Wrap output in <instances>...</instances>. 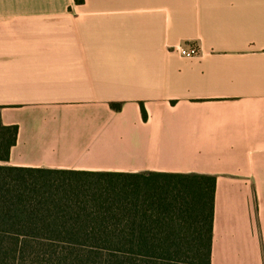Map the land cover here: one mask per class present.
I'll use <instances>...</instances> for the list:
<instances>
[{
  "label": "crops",
  "instance_id": "1",
  "mask_svg": "<svg viewBox=\"0 0 264 264\" xmlns=\"http://www.w3.org/2000/svg\"><path fill=\"white\" fill-rule=\"evenodd\" d=\"M0 105V164L215 175L211 264H264V0H0Z\"/></svg>",
  "mask_w": 264,
  "mask_h": 264
},
{
  "label": "trees",
  "instance_id": "2",
  "mask_svg": "<svg viewBox=\"0 0 264 264\" xmlns=\"http://www.w3.org/2000/svg\"><path fill=\"white\" fill-rule=\"evenodd\" d=\"M1 110L7 161L19 127L3 123ZM216 181L0 164V264H211Z\"/></svg>",
  "mask_w": 264,
  "mask_h": 264
},
{
  "label": "built area",
  "instance_id": "3",
  "mask_svg": "<svg viewBox=\"0 0 264 264\" xmlns=\"http://www.w3.org/2000/svg\"><path fill=\"white\" fill-rule=\"evenodd\" d=\"M179 51L181 54L186 55V56H194L199 54V48L196 46H191V47H180Z\"/></svg>",
  "mask_w": 264,
  "mask_h": 264
}]
</instances>
